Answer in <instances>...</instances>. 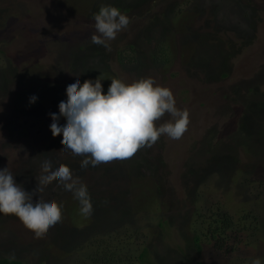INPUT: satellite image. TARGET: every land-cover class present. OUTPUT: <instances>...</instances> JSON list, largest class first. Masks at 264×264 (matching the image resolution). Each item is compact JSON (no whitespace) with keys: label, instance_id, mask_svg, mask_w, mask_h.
<instances>
[{"label":"rangeland","instance_id":"obj_1","mask_svg":"<svg viewBox=\"0 0 264 264\" xmlns=\"http://www.w3.org/2000/svg\"><path fill=\"white\" fill-rule=\"evenodd\" d=\"M102 1L0 0V169L7 167L27 191L36 187L46 159L51 160L53 169L68 164L74 176L78 160L84 158L62 151V135L53 137L50 131L49 114L59 115V103L67 100V86L77 78L81 84L87 79L95 81L88 73H97L105 78L101 83L106 94L111 79L129 84L153 78L172 91L178 109L188 111V129L181 139L161 136L151 148L140 149L130 159L103 163L106 170L82 168L77 177L92 197L127 191L116 202L97 205V200L93 211L102 219H110L124 207L141 219L147 215L148 246L159 264H194L197 260L251 264L256 258L264 263V197L255 196L258 191L264 196V185L256 189L246 182L235 192L236 180L227 188L214 181L209 185L217 187L207 192L206 184L201 183L205 169H214L213 162L208 163L213 148L225 163L221 168L234 169L235 178L239 170L249 169L255 175L264 172V131L259 125L264 109L255 108L258 102L264 103V0H120V5L128 8L131 23L108 42L111 51L90 39ZM138 26L143 30L149 26L151 31L142 32L151 37L138 40L145 61L126 68L119 64L115 49L123 50L124 43L139 38L133 30ZM163 27L165 31L168 27L163 39L173 60L161 68L144 51L162 33L152 31ZM222 73L226 75L221 77ZM32 96L37 97L35 103L29 102ZM242 114L249 117L240 126V121L244 124ZM170 119L166 114L159 123ZM65 123L61 117L59 124ZM249 139L256 142L255 151L245 149ZM41 195L46 202L61 204L62 221L37 239L16 216L0 213V250L27 256L33 264L71 259L68 242L59 241V235L73 216L84 222L85 216L77 210L79 202L56 181ZM191 207L197 211L192 221L171 223L166 232L153 220L170 208L184 215ZM224 212L232 218L241 241L236 236L226 237V232L222 237L224 243H230L228 249H214L203 237L202 249L197 251L194 234L204 232L206 222Z\"/></svg>","mask_w":264,"mask_h":264},{"label":"clouds","instance_id":"obj_2","mask_svg":"<svg viewBox=\"0 0 264 264\" xmlns=\"http://www.w3.org/2000/svg\"><path fill=\"white\" fill-rule=\"evenodd\" d=\"M94 21L91 42L107 51H111L108 42L114 41L131 23L129 16L110 5H101ZM101 81L97 77L81 84L77 78L66 88L67 100L59 103V115L49 114L52 136L62 135V151L84 158L81 168L130 159L140 149L151 148L161 136L178 140L187 131L188 111L178 109L172 91L156 84L153 78L129 84L111 79L106 94ZM36 99L32 96L29 102L35 103ZM166 114L171 119L159 123ZM61 117L66 120L63 126L59 124ZM41 173L36 187L27 191L7 167L0 169V213L16 216L37 239L63 219L61 204L54 200L45 202L41 195L53 181L73 193L82 215L87 217L93 212L87 186L79 177L74 178L69 166L60 164L53 169L51 160L46 159ZM251 264H261V260L256 258Z\"/></svg>","mask_w":264,"mask_h":264},{"label":"trees","instance_id":"obj_3","mask_svg":"<svg viewBox=\"0 0 264 264\" xmlns=\"http://www.w3.org/2000/svg\"><path fill=\"white\" fill-rule=\"evenodd\" d=\"M101 5L114 6L120 9L121 11H123V13L125 14L128 13V8L126 6L120 5V0H113V1L103 0ZM99 8L100 7H98L97 13L99 11ZM148 28L149 26L145 27L144 30L141 28V26L133 28V30L136 31V36H138L139 38H135L132 41L129 42L127 41L126 43H124L125 45H123L124 47L122 48L123 50H120L118 48L115 49L116 58L120 65L125 66L126 68H131V67H137L138 65L141 66L144 64L145 60H144V56H142L143 52H141L138 48V40L140 39V37L142 39H144V37L145 38L151 37L150 35H144L142 33V32L150 33L151 31H149ZM164 29L165 28L163 27L162 29H154L152 31V32L156 31L155 34H157V32L161 30L162 33L158 35L157 38L154 40V43L150 45V47H147L148 49L144 51V53L145 52L147 53V57H149L151 61H153L156 65H158L161 68L167 66L173 60L172 52L169 49L168 45L165 43V40L163 39L165 32L168 30V27L166 31ZM88 74L89 77L91 78L94 77L97 78L98 76L97 73H88ZM225 75H226L225 73H222L221 77H224ZM255 108L257 110H259L260 108L264 109V103L258 102ZM242 115L244 117V124L242 121H240L238 123V125L240 126L245 125V121L249 117V115L246 114H242ZM259 125H262L261 131L262 130L264 131V119L261 120ZM259 137L262 138L263 136L259 135ZM262 140H264V138ZM245 141L247 142V144L245 143L246 146L245 149L249 147L252 151H255L256 142L253 139L252 140L249 139ZM209 153L211 154L212 158L208 160V163L213 162L214 169L213 168L211 169L208 166L204 171L205 174L201 178V183L206 184L205 190L207 192H209L210 189H215L217 187L216 185L213 186L209 185V182L212 183L214 181L220 182V183L217 182L218 186L227 188L230 181L231 182L233 181L235 183L236 180V184H235L236 187H234L235 192L236 190L238 191V189L241 190L246 185V182H248V184L252 183L253 187L256 189H259V187L261 189L262 185H264V172H261L262 170L258 171L256 175L255 173L249 171V169H246L245 171L239 170L238 171L239 176H236L235 178L234 174L231 172V170L234 169L231 170L227 169L226 171L225 166H222L221 168V163L222 165H225V163L223 160L220 159L221 156H219L220 153L217 149L213 148L212 152ZM231 158L233 157H230L229 159ZM78 162H79L77 165L78 167L75 168V172H74L75 177H77L79 171H81V173L83 172V169L80 166L81 162L79 160ZM227 164H228L227 168H229L230 166L229 162ZM87 168L90 169L104 168L106 170V165L103 163L95 167L89 165ZM118 169L121 170V168ZM224 181H226L227 183L226 184L223 183ZM159 187H161V185ZM28 191H32V188L29 189ZM88 193L90 195L92 205H94V203L97 200H98V202H96L97 205L98 204L103 205V203L107 201H110L111 203L123 199L124 195L127 194V191L121 190L119 191V193L113 194V196L111 197L110 195L106 197L104 194H102L98 197V199L97 197L91 196V191H89ZM261 194H262L261 191H258L257 193L255 192V196H260L261 198H263L264 196ZM204 195L205 192H203V196ZM254 198L256 199V197ZM44 200L46 202V198ZM108 203L109 202H107L106 204ZM80 207H81L80 203H78L77 210L79 214H81ZM172 211L173 208H170L168 213L155 215L156 217L153 220L156 222L155 224L157 228L166 232L168 231L167 229L171 228V226L173 225L171 223L182 225L184 224V222L187 223L189 221H192L191 219L194 218L193 217L194 214L196 215L197 213L195 207L193 208L191 207L190 209L184 211V215H180ZM204 213L205 212H203V214ZM146 216L144 217V219H141L140 218L141 216L136 215V213L132 212L129 207H124L122 211L119 210L116 211L110 217V219L107 218L102 219L100 215L97 214L96 211L95 212L93 211L90 216L87 217L85 216L84 222H80L78 216L75 215L71 218V223H69V225L63 224L65 226L62 231L63 234L59 235V237L62 238V240L59 241L68 242L69 247L67 248V251L69 253L67 254L70 256L71 259L63 260L61 257L51 262L44 260V262L42 261L39 262L38 264H159L157 257L153 259V254L150 250V247L148 246V242L150 240L149 237L147 236V231H145ZM152 217H154V215ZM119 219L123 221H120ZM206 223H207L205 227L206 230L204 232H200V233L194 232L195 234L193 236V240H194V246L196 247L197 251H200L202 249L200 240L203 237H206V239L208 238L206 241L208 242V244H210V246L211 245L213 246L212 248L214 249L225 248L226 250L228 249L226 245L230 244L229 242H227V244L226 242L224 243L225 238L222 236L226 234V232H227L226 237L231 236V239H233L236 236L237 239L239 240L241 239V236L238 235L232 227V218H230L226 212H224L220 218H216L215 220ZM82 231L85 232V234H83ZM259 241H260L259 243L262 244V241L261 240ZM88 243L92 245V247L90 245H87ZM80 249H86V250H84L79 255H77ZM3 253L5 252L0 250V264H33L31 263V261L28 260V258H26L27 256L20 257L14 254H3ZM43 256L44 258H47L46 254H43ZM194 264H208V263L201 260H197L194 262ZM261 264L264 263L261 262Z\"/></svg>","mask_w":264,"mask_h":264}]
</instances>
